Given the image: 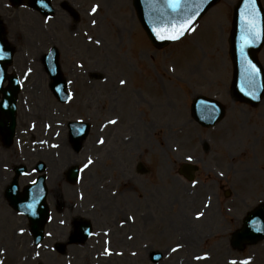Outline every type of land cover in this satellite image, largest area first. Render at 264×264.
<instances>
[{
  "label": "rangeland",
  "instance_id": "rangeland-1",
  "mask_svg": "<svg viewBox=\"0 0 264 264\" xmlns=\"http://www.w3.org/2000/svg\"><path fill=\"white\" fill-rule=\"evenodd\" d=\"M7 1L0 0V16L15 46L10 71L25 79L18 110L25 151L36 147V152H45L51 141L60 144L49 165L50 188L55 175L66 188L62 173L70 165L93 161L78 183L89 197L86 215L94 221L103 212L91 184L97 183L100 167L112 170L124 194L110 210L120 206L125 214L134 211L135 222L118 218L123 241L114 240L109 247L119 254L106 253L100 235L76 241L66 253L45 255V244L56 241L61 222L68 218L64 210H54L48 226L53 236L37 259L35 249L24 247L31 245L27 231L18 232L26 226L21 220L6 221L0 212V264H264V239L241 248L232 241L247 213L264 202V98L252 106L232 94L229 36L238 0H220L185 37L161 48L148 38L133 0H68L79 12L78 23L60 7L62 0H53L55 18L27 6L13 9ZM93 6H98L95 13ZM53 45L72 92L65 103L52 94L42 65ZM260 60L264 64V46ZM197 94L226 105V116L216 126L204 128L192 118ZM71 120L89 122L90 133L83 151L62 154ZM101 136L106 138L103 147ZM186 162L199 167L193 182L179 172ZM140 163L146 169L137 170L130 181L128 174L132 177L131 170ZM70 196L74 214H82L83 199L75 191ZM197 213L203 215L197 219ZM120 221L126 223L120 226ZM93 225L101 233L102 225ZM152 247L163 253L157 262L149 258Z\"/></svg>",
  "mask_w": 264,
  "mask_h": 264
},
{
  "label": "flooded vegetation",
  "instance_id": "flooded-vegetation-1",
  "mask_svg": "<svg viewBox=\"0 0 264 264\" xmlns=\"http://www.w3.org/2000/svg\"><path fill=\"white\" fill-rule=\"evenodd\" d=\"M9 4L11 7L18 8V7H24V6H18L15 5L19 0H8ZM7 1V2H8ZM52 7H53V12L48 16V17H54L55 18V13H56V7L54 6L53 0H50ZM80 2L81 0H76V2ZM28 0H22L23 4L27 5ZM46 0H36V11L40 15H44L42 11L46 9L45 7ZM60 7L64 10L67 11L68 17L71 16V22L78 23L80 19L79 12L74 5L68 1V0H62L59 3ZM80 5V4H79ZM81 7V6H80ZM33 9V8H32ZM84 10L83 7L79 9V11ZM45 16V15H44ZM2 17V16H0ZM46 17V16H45ZM3 21L4 18L2 17ZM5 23V21H4ZM7 25H5V28ZM56 45H53L54 47ZM19 113L17 120L19 122ZM18 131V129H17ZM103 140L104 143L101 144L99 143L100 147H103L106 142V138L104 136L99 137V140ZM24 140V139H23ZM127 142L131 141V138H125L124 139ZM16 144L15 147L12 145V148L9 149V146L11 144H7L6 139L4 135L1 133L0 129V212H5L3 214L6 216V221H15L18 223L17 220H21L22 223L26 226L25 228H20L18 229V232L20 234H24L27 231V234L29 235V238L31 239V245L30 246H25L24 247L26 250H30L31 248L35 251L36 253V258L38 259L40 256V252L42 253L41 248L44 247V242L48 237H52L53 234L49 231L48 226L49 224L54 220V210L62 211L64 210L68 218L65 221H62V225L59 226V235L55 236V240L51 245L45 244L46 250L49 252H45V255H54L58 252H63L66 253L68 251V246L75 244V242H85L87 241L90 237L94 236H100L104 235V241L107 246V252L106 253H111L112 255L114 253L119 254V252L112 250L110 245L114 247V240H121L123 241L122 235L119 232L118 228L116 227V224L118 222V218H122L123 220L128 219L131 220L129 222L133 223L135 222V212L133 211V214H129L123 211H121L120 206H117L118 210H110V207L112 206V202H116L119 200L118 197H120V194H124V190L120 189L122 188V182L121 180L116 176L115 173H112L110 169L105 168L104 170H101V167L99 169V174L97 178V183L91 184L96 186L97 188V198H98V203H100V206L102 208V215H100L99 219L97 221H94L93 219H90L89 216L86 215V212L88 209L86 201H88V196L86 195L84 197V193L80 191V184L77 182H71L68 178V173L71 169V167L65 169L62 173V177L66 178V188L64 189L61 188V185L56 181V175L55 180L51 185L53 186L50 188L49 185V179H50V167H52L54 160V155L57 149L58 143L50 142L49 144L51 145V150L49 151H40L36 152V147L32 148V150L25 151V146L23 141H19L18 137L16 135L15 140ZM13 141V143H14ZM41 143V142H40ZM131 143V142H130ZM85 144L83 143L82 149L79 152H76L74 150V145L72 141L70 140L69 137H67V140L64 142V146L61 147V153L62 154H70L72 150H74L76 153H80L81 151L84 150ZM53 150V151H52ZM131 154V153H130ZM48 159V162L44 160V158ZM37 158V160H36ZM88 161L85 162V164ZM40 164L44 165V172H45V180L47 183L48 187V194H47V201H48V217L45 222V227H44V237L41 243L38 245L36 243L35 239V234H36V226L35 228L31 226L32 222L28 214L24 212V207L21 208V204L24 203V198L26 196V188L29 186V184L33 183L36 181L38 176L40 175V172L38 170V167ZM26 165V170L23 172L21 169ZM92 165V164H91ZM91 165H89L87 168H83L82 172L86 171ZM137 165V164H135ZM52 170V169H51ZM138 170V165L137 168L135 167L131 171H133V176L131 177L130 174H128V179L131 181L136 175V171ZM83 174V173H82ZM81 176V175H80ZM83 180V177L81 181ZM73 191L76 192V196L80 198L82 205L81 206V212L82 214L75 213V203L74 201H70L71 196L70 193ZM13 195V197L17 198L16 204L18 205L17 207L14 206L13 203H15L14 200H10L9 195ZM125 198V197H124ZM123 198V199H124ZM113 203V204H114ZM129 206V205H128ZM67 208V210H65ZM91 208V207H90ZM95 208V207H94ZM34 213H36V208H34ZM111 211V212H110ZM41 212V211H38ZM109 214H113L112 217H107ZM128 214V216H126ZM40 218V216H38ZM40 220V219H39ZM122 222V223H121ZM40 223V222H38ZM126 223V221H120L119 225L122 226ZM36 224V223H35ZM100 224L102 225V228L100 229L101 233L99 230H94V225ZM113 224V225H109ZM113 226V227H112ZM133 226V225H132ZM89 228V232L86 231V229ZM129 244L133 243L131 242V239L134 238V235L132 232L129 233ZM151 239V235L149 236ZM28 239V238H25ZM63 240V241H62ZM32 246V247H31ZM74 247V246H72ZM71 250V248H70ZM83 250V249H82ZM134 255L136 254V251H133ZM152 249L149 252V258L152 261ZM57 260V259H55ZM44 264L43 262H37L36 264Z\"/></svg>",
  "mask_w": 264,
  "mask_h": 264
},
{
  "label": "water",
  "instance_id": "water-1",
  "mask_svg": "<svg viewBox=\"0 0 264 264\" xmlns=\"http://www.w3.org/2000/svg\"><path fill=\"white\" fill-rule=\"evenodd\" d=\"M217 1L135 0V6L139 19L151 40L157 46H163L170 41L176 40L169 37L174 35L181 25L189 21V18H191L192 28L207 9ZM176 2H178L179 6L172 7L171 5ZM183 35H180L177 39ZM0 40L2 41L1 36ZM230 42V54L234 62L233 86L235 96L251 104H257L264 94V69L257 58V54L264 43V10L260 0H240L238 2L234 11ZM3 48L5 64L10 63L13 48L5 45ZM52 55H54V52H52ZM51 68H53L52 71L59 72L57 60ZM63 92L65 91L63 90ZM9 105L8 110L12 117L10 128L13 130L15 126V97L12 98ZM192 114L202 125L213 126L224 116L225 108L220 102L200 95L194 99ZM73 124L75 123H72L71 126ZM72 130H74L73 126ZM191 168L193 170L196 169V167ZM37 202L39 201L36 198ZM263 237L264 207H260L249 215L244 222L243 228L237 231L235 244L239 245L240 242L244 241L254 243Z\"/></svg>",
  "mask_w": 264,
  "mask_h": 264
},
{
  "label": "snow or ice",
  "instance_id": "snow-or-ice-1",
  "mask_svg": "<svg viewBox=\"0 0 264 264\" xmlns=\"http://www.w3.org/2000/svg\"><path fill=\"white\" fill-rule=\"evenodd\" d=\"M171 6L175 8V7H178L179 4H178V2H176V3H173ZM97 10H98V6H93L92 12L95 13ZM93 23H95V21H93ZM189 30H191V18H189V21L185 22V24L181 25L180 28H179V30H177L175 32V34L172 35V36H170L169 38L170 39H177L180 35H183L185 31H189ZM158 35H159V33H158ZM161 38H163V37H161ZM89 39H91V37H89ZM95 43L96 44H99L100 41L99 40H96ZM125 83H126L125 80H123V79L120 80V84L123 85ZM116 122L117 121H115V120L109 121L110 124H115ZM98 142L101 143V144L104 143V141L102 139L99 140ZM188 159L191 160L192 157L189 156ZM92 163H93V161L91 159H89L88 162L84 165V167L87 168ZM202 215H203V213H197V219H199ZM175 250L176 249H173V251H175ZM105 251L107 252V249ZM234 264H235V262H234Z\"/></svg>",
  "mask_w": 264,
  "mask_h": 264
}]
</instances>
